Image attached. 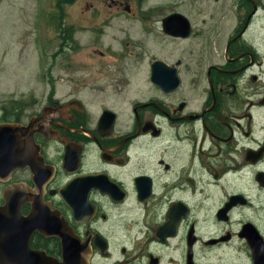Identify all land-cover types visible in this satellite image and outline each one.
<instances>
[{
    "label": "flooded vegetation",
    "instance_id": "flooded-vegetation-1",
    "mask_svg": "<svg viewBox=\"0 0 264 264\" xmlns=\"http://www.w3.org/2000/svg\"><path fill=\"white\" fill-rule=\"evenodd\" d=\"M42 18L50 70L98 81L0 96V264H264V0Z\"/></svg>",
    "mask_w": 264,
    "mask_h": 264
},
{
    "label": "rangeland",
    "instance_id": "rangeland-1",
    "mask_svg": "<svg viewBox=\"0 0 264 264\" xmlns=\"http://www.w3.org/2000/svg\"><path fill=\"white\" fill-rule=\"evenodd\" d=\"M80 1L83 3L87 0ZM49 2L50 0H0V96L8 94L13 98L25 97L29 92L37 96L41 92L44 99L49 71L56 85L54 91L58 98H65L69 93L68 80L79 82V86L84 82L98 81V77L88 70L80 68L68 71L59 57L52 62L50 70L48 56H40L39 53L45 47L41 40L48 33L49 25L44 24L42 18L43 25L38 27V15L39 10H48Z\"/></svg>",
    "mask_w": 264,
    "mask_h": 264
},
{
    "label": "water",
    "instance_id": "water-1",
    "mask_svg": "<svg viewBox=\"0 0 264 264\" xmlns=\"http://www.w3.org/2000/svg\"><path fill=\"white\" fill-rule=\"evenodd\" d=\"M12 127H13L12 125H0V130L12 128ZM0 138H1V136H0ZM0 146L2 147L1 143H0ZM30 253H32V252H30ZM34 255H39V254L35 253ZM36 263L40 264L39 259H37L36 262H29V261L26 262V264H36ZM41 264H43V263H41Z\"/></svg>",
    "mask_w": 264,
    "mask_h": 264
}]
</instances>
